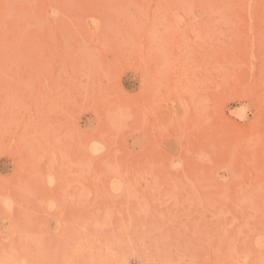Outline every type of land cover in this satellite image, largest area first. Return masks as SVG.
Here are the masks:
<instances>
[{
	"label": "rangeland",
	"instance_id": "rangeland-1",
	"mask_svg": "<svg viewBox=\"0 0 264 264\" xmlns=\"http://www.w3.org/2000/svg\"><path fill=\"white\" fill-rule=\"evenodd\" d=\"M93 246L264 264V0H0V264Z\"/></svg>",
	"mask_w": 264,
	"mask_h": 264
},
{
	"label": "bare ground",
	"instance_id": "bare-ground-1",
	"mask_svg": "<svg viewBox=\"0 0 264 264\" xmlns=\"http://www.w3.org/2000/svg\"><path fill=\"white\" fill-rule=\"evenodd\" d=\"M228 7V6H227ZM203 8V7H202ZM233 9V8H232ZM229 12V11H228ZM225 18V17H224ZM224 22V21H223ZM228 22V21H227ZM140 33V32H139ZM219 35V34H218ZM214 56V55H213ZM220 68V67H219ZM208 69V68H207ZM214 72V71H213ZM226 72V71H225ZM215 73V72H214ZM216 74V73H215ZM225 74V73H224ZM232 82H233V80H232ZM219 90V89H218ZM208 105V104H207ZM210 124V123H209ZM247 144V143H246ZM243 146V145H242ZM212 155V154H211ZM233 158V157H232ZM234 160V159H233ZM235 161V160H234ZM238 182V181H237ZM262 215V214H261ZM246 219H247V217H246ZM250 226V225H249ZM19 231V230H18ZM18 233V232H17ZM255 233V232H254ZM261 233V232H260ZM246 235V234H245ZM243 236H244V234H243ZM256 236V235H255ZM248 237V236H247ZM27 240V239H26ZM29 241V240H28ZM27 241V242H28ZM43 241V240H42ZM244 241V240H243ZM245 242V241H244ZM26 243V242H25ZM44 243V242H43ZM23 244V243H22ZM109 244V243H108ZM33 245V244H32ZM35 245H38V244H35ZM71 245V244H70ZM98 245V244H97ZM101 245V244H100ZM91 246V245H90ZM113 246V245H112ZM158 246V245H157ZM21 247V246H20ZM88 247V246H87ZM106 247V246H105ZM69 246L67 247V249L66 250H69ZM24 249H26V248H24ZM28 249H30V248H28ZM75 249H76V247H75ZM75 249H73L72 251H75V253H76V251H77V249H79V248H77L76 250ZM88 250V253H85L86 251ZM114 247H111V250H110V247H108V248H104V247H97V246H93V247H91V248H89V249H83L82 250V252L80 253L81 255H77V256H75L74 255V257H72V258H70L69 259V261H67L65 264H97V263H95V262H97V261H99V263L100 262H102L103 261V263L104 262H106V263H108V259L106 260V257L103 255V251H110V253L108 252V254H109V256H110V254L112 255V253L114 254V253H116V252H114ZM150 250V249H149ZM24 251V250H23ZM29 251V250H28ZM153 251V250H152ZM157 251V250H156ZM18 252H20V251H18ZM17 252V256L19 255V253ZM22 252V251H21ZM25 252V251H24ZM161 252H162V250H161ZM220 252V251H219ZM25 253H28L27 252V250H26V252ZM30 253V252H29ZM29 253L28 254H25V255H29ZM10 254V253H9ZM43 254V253H42ZM47 254H49V253H47ZM117 254V253H116ZM155 254H157V253H155ZM159 254V253H158ZM247 255H248V253H246ZM40 255V254H39ZM100 255V256H99ZM216 255V254H215ZM229 255V254H228ZM21 256H23V255H21ZM29 256H33V255H29ZM43 256V255H42ZM58 256V253H55V254H53L52 255V257H48V258H55V257H57ZM114 256V255H113ZM159 256V255H158ZM16 257V256H15ZM249 257V256H248ZM48 258L45 260V258H39L38 257V259L36 258V256H35V258L33 257V259H31L30 258V260H28V258L26 259V261H25V263L24 264H41L42 262L43 263H48L47 261H48ZM90 258V259H89ZM18 259V258H17ZM151 259V258H150ZM247 259V258H246ZM249 259V258H248ZM97 260V261H96ZM149 260V259H148ZM164 260V259H163ZM7 261V260H6ZM50 261V260H49ZM51 261H52V259H51ZM55 261V260H54ZM75 261V262H74ZM116 261V260H115ZM110 262V261H109ZM246 262V261H245ZM54 263V262H53ZM98 263V264H99ZM8 264V263H7ZM109 264V263H108Z\"/></svg>",
	"mask_w": 264,
	"mask_h": 264
}]
</instances>
